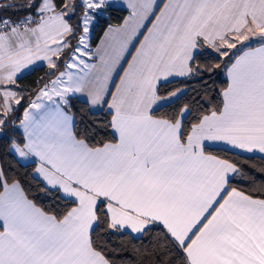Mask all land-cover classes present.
I'll return each mask as SVG.
<instances>
[{
    "label": "snow or ice",
    "instance_id": "snow-or-ice-1",
    "mask_svg": "<svg viewBox=\"0 0 264 264\" xmlns=\"http://www.w3.org/2000/svg\"><path fill=\"white\" fill-rule=\"evenodd\" d=\"M257 153L264 0H0V264H264Z\"/></svg>",
    "mask_w": 264,
    "mask_h": 264
},
{
    "label": "trees",
    "instance_id": "trees-1",
    "mask_svg": "<svg viewBox=\"0 0 264 264\" xmlns=\"http://www.w3.org/2000/svg\"><path fill=\"white\" fill-rule=\"evenodd\" d=\"M120 15L122 16L123 14H117L114 13L113 17L111 20H104L101 19L99 24L96 26L95 32L93 33V44H95L98 41L99 36L102 34L103 29L107 26L108 23H116L117 19L116 17ZM46 69L44 68H38L37 70L25 74L23 78L19 81V84L21 87L28 86V87H34L35 86V81L42 77L44 75V72ZM215 80V87L218 89L220 84L224 81L225 77L221 73L219 76L213 77ZM177 87H181V84L178 82V79H172L171 82H161L160 85V92L161 95H166L167 92L174 90ZM200 87V82L192 81L187 83V93L186 96H183L180 98V101L177 103H182L184 102L188 97L195 95V93L192 91L194 88H199ZM83 108V105L79 102L76 103V111H77V118L78 120L80 117H83L85 120H90V119H95L99 118L98 116H93L90 113H87L86 111H81ZM168 110L167 108L162 109V111ZM214 151V149H213ZM228 155H231V153H228ZM245 155V154H244ZM245 156H251V158L248 160V165L255 171L259 169L260 167H264V159H261L260 156L256 155H245ZM125 240L127 239L126 237L124 238Z\"/></svg>",
    "mask_w": 264,
    "mask_h": 264
},
{
    "label": "crops",
    "instance_id": "crops-1",
    "mask_svg": "<svg viewBox=\"0 0 264 264\" xmlns=\"http://www.w3.org/2000/svg\"><path fill=\"white\" fill-rule=\"evenodd\" d=\"M98 42V41H97ZM163 82V81H162ZM245 155H251V154H245ZM256 156H260L261 157V155H264V154H259V153H257V154H255Z\"/></svg>",
    "mask_w": 264,
    "mask_h": 264
}]
</instances>
